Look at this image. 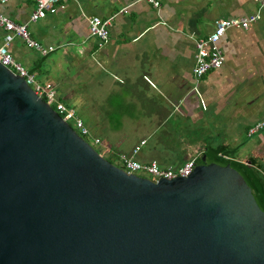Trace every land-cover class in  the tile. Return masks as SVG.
I'll list each match as a JSON object with an SVG mask.
<instances>
[{
  "label": "crops",
  "instance_id": "0c3cea01",
  "mask_svg": "<svg viewBox=\"0 0 264 264\" xmlns=\"http://www.w3.org/2000/svg\"><path fill=\"white\" fill-rule=\"evenodd\" d=\"M61 0L27 29L54 49L43 55L15 38L14 59L58 98L74 108L98 138L101 155L117 158L146 139L137 160L179 166L205 149L244 162L264 189V15L247 29H228L219 46L225 60L196 81L195 39L218 18L244 16L255 0ZM32 0L0 3L3 13L24 23ZM125 9V10H124ZM85 16L110 19L103 43L91 35ZM3 31L0 29V42Z\"/></svg>",
  "mask_w": 264,
  "mask_h": 264
},
{
  "label": "water",
  "instance_id": "95a60500",
  "mask_svg": "<svg viewBox=\"0 0 264 264\" xmlns=\"http://www.w3.org/2000/svg\"><path fill=\"white\" fill-rule=\"evenodd\" d=\"M205 149L186 176L126 174L0 63V264H264V194Z\"/></svg>",
  "mask_w": 264,
  "mask_h": 264
},
{
  "label": "built area",
  "instance_id": "2783aa9c",
  "mask_svg": "<svg viewBox=\"0 0 264 264\" xmlns=\"http://www.w3.org/2000/svg\"><path fill=\"white\" fill-rule=\"evenodd\" d=\"M7 1L8 0H0V3L4 4ZM32 1L34 3V9L27 22L16 23L3 13H0V29L3 31L2 40L0 42V63L12 70L16 75L23 77L26 84L31 87L34 93L51 106L81 137H89L90 130L85 126L82 119L76 115L74 108L67 106L58 98L57 91L54 87L39 82L35 75L30 73L24 66L16 61L9 51V45L15 38L21 39L25 45L35 49L43 55L54 49L52 46H44L32 38L27 29V25L29 22H35L44 17L47 13H54L61 0ZM145 1L154 8L160 7L159 0ZM255 2L257 4V9L254 13L237 17L218 18L214 21L213 30L209 34L205 37H198L195 39V56L192 72L196 81L200 80L201 77L210 70L218 69L223 65L225 56L219 46V41L221 36L228 29H247L251 23L256 22L264 15V0H255ZM85 18L88 23L89 33L97 37L100 43L106 41L109 37L108 26L110 24V19H103L99 16H85ZM263 127L264 118L250 127L248 129V134L250 135ZM93 142L94 144H99L100 140L94 138ZM145 143L146 139H142L133 147L130 153H117V160L120 164V168L126 174H135L157 181L160 178L173 179L177 176H186L192 171L196 158L179 166H160L156 160L148 162L137 160L136 155Z\"/></svg>",
  "mask_w": 264,
  "mask_h": 264
},
{
  "label": "rangeland",
  "instance_id": "374dc122",
  "mask_svg": "<svg viewBox=\"0 0 264 264\" xmlns=\"http://www.w3.org/2000/svg\"><path fill=\"white\" fill-rule=\"evenodd\" d=\"M72 124V123H71ZM90 146L93 147V149H95L99 154H101V147H104L106 145L103 144H94L93 140L90 137H82ZM200 156V155H198ZM197 156V157H198ZM108 161H110L111 163L115 164L116 166H118L120 168V164L117 160V158H112V157H108L106 158ZM148 178V177H147Z\"/></svg>",
  "mask_w": 264,
  "mask_h": 264
},
{
  "label": "trees",
  "instance_id": "16d2710c",
  "mask_svg": "<svg viewBox=\"0 0 264 264\" xmlns=\"http://www.w3.org/2000/svg\"><path fill=\"white\" fill-rule=\"evenodd\" d=\"M247 170H248V172L253 176V178H255V179L257 180V178H256V177L254 176V174L252 173L251 168L247 166ZM261 191H262V193L264 194V189H263L262 187H261Z\"/></svg>",
  "mask_w": 264,
  "mask_h": 264
}]
</instances>
